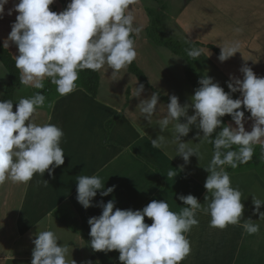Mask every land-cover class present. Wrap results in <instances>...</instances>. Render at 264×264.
<instances>
[{"label": "crops", "instance_id": "0c3cea01", "mask_svg": "<svg viewBox=\"0 0 264 264\" xmlns=\"http://www.w3.org/2000/svg\"><path fill=\"white\" fill-rule=\"evenodd\" d=\"M19 1L0 0V25L11 30V37L0 36V44L21 76L15 89L26 80L28 60H37L36 68L42 70L32 86L50 74L41 45L25 44L29 32H45L40 6L37 0ZM147 2L157 4L156 11L162 12L168 0H124L132 34L130 23L141 31L151 25L146 19L152 9ZM171 19L188 42L205 48L201 55L208 57L218 73L217 82L195 74L201 88L217 91L223 101L242 104L250 112L222 120L221 144L264 147V0H186ZM98 20L105 24L118 20L123 30L111 4L93 17H84L90 32ZM133 36L131 57L136 66L135 51L141 45ZM126 40L118 52L131 72ZM54 46L61 45H50L49 53ZM15 51L26 52L27 58ZM93 53L92 36V57ZM107 56L110 54L104 57L105 64ZM169 59L181 89L192 98L198 112L194 116L177 107L166 88L154 83L160 90L156 87L152 92L149 80L142 84L133 79V72L124 78L133 87L132 91L126 89L129 101H123L121 92L116 103L101 93L97 71L95 96L78 83L53 98L26 175L19 172L14 158L17 147L4 126L0 230L6 227L3 233L9 238L6 249L0 251V262L87 264L92 254L98 264H264L262 171L258 166L241 165L242 159L235 160L239 166L222 164V156L212 150L206 136L210 130L207 122L215 116L214 104L199 95L189 79L193 69L188 59L174 51ZM110 75L107 80L116 79L114 71ZM206 81L213 87L208 89ZM8 82L7 70L5 90ZM3 98L0 95L1 104ZM145 103L157 106L159 113L148 111ZM13 108L11 102L7 120ZM113 118L107 129L106 122ZM21 165L26 166L25 161ZM6 208L10 209L8 215ZM74 221L77 230L70 227V235L64 233L66 225ZM27 235H39L47 242L42 256L12 254L14 241ZM50 241L57 242L56 251L49 252ZM72 249L75 263L67 261L72 259ZM38 257L45 260L35 262Z\"/></svg>", "mask_w": 264, "mask_h": 264}, {"label": "rangeland", "instance_id": "374dc122", "mask_svg": "<svg viewBox=\"0 0 264 264\" xmlns=\"http://www.w3.org/2000/svg\"><path fill=\"white\" fill-rule=\"evenodd\" d=\"M50 1L53 5H55L57 11L59 12L61 10V5L58 0ZM22 2L23 1L20 0L18 3L21 4ZM185 2L186 0H168V2L166 3L167 8L162 12L156 11L155 7H157V4H148L147 2V5L152 8L149 12L147 11L146 14L148 16L146 19H150L151 21V25L149 24V21L147 23L148 25H150L149 29L147 31H141L140 27L135 23H133V25L132 23H130V25L133 34L139 38V45H141V47L136 48L135 51V55L137 57L138 62L136 66H138L140 71L142 72L145 83H147L148 80L151 83L153 88L150 86L149 90L155 91V88L157 86H163L162 89L166 88L168 93L173 94L176 100L177 107H179L180 109L183 108L182 110L187 113L189 112L191 116H194L198 112L193 108L194 105L192 104V98L186 91H184L185 88L181 89V83L174 74L175 68L171 65L173 63L169 59L170 54L173 51L170 46L176 47L177 50L181 52V55L185 56L188 59L189 64L192 62V60L189 61V59L194 58L192 62L193 64H190L193 69L192 76L194 77V79L197 80L195 74L198 73V75L200 74L201 76H204L210 82H217V79L215 77H218V73L214 71L212 65L209 63L210 60L208 59V57H206L205 55H201L200 51H204L205 48H203L202 45L188 42L186 34L178 30L175 23L172 22L171 15H174L176 13L179 14V12L183 9L185 5ZM85 20L88 22V19ZM107 23L108 24L101 23V21L98 20L99 25H91L94 50L92 58L97 68V71L101 75V79L99 81L102 85L101 93H103V95L107 94L108 96L112 97V100L114 102L118 103L117 101L120 99L119 95L122 92L123 101H126V98L127 101H129L130 97H128V93L129 90H133V87L130 82L128 83L127 81H124V78H129V75L127 76V74H131V72L127 71V64L123 62V58L121 57L120 52H118V46L125 45L124 42L126 40V33L122 30L121 24H119L118 20H116L115 23ZM196 24H198V21H196ZM42 29L45 32H43L41 35L37 32H29L25 44L32 45L35 43L34 45H36V43H39V45H41V48H45L47 45L50 44L61 45L58 47L54 46L50 53L48 52L47 47L45 49V52H48L49 55L47 58L48 64L46 71L47 74L48 72L50 74L47 79L44 78L36 80L37 82L34 84V86H32V81L42 75V70L36 68L37 60L27 61V65L25 66L24 71L26 80H24L25 82L21 83L15 89L13 101H11L13 102V106H15V108L12 109L9 119L5 122V125L9 131L8 134H10V137H13L15 147H17V156L14 154L15 161L19 165V172H22L24 175H26V171L24 170L25 168H27L31 160V156L33 152H35V148H37L43 123L48 118L53 98L60 92L65 91L68 86H74L80 83L78 60L77 56L70 47V41L67 40L61 42L58 40L57 35L54 31L48 29L45 26ZM2 35H4L5 38L11 37V30L7 31L2 25H0V36ZM147 37H149V40ZM15 52L23 56L24 58H27L26 52ZM212 52L213 54H216V51H214V49L212 50ZM107 54H110V57L107 56L109 60L105 64L103 61L105 60L104 57ZM17 58L19 59L18 56ZM112 71H114V76H116V79L107 80L111 76L110 72ZM133 76L135 77L133 79H136V81L138 82L140 81V79L136 75H132V77ZM208 81H206V83L208 85L207 88L209 89L213 86H211L212 83H209ZM197 82V85L201 88L199 80H197ZM6 83L7 69L4 65L0 64V95H4ZM140 83L142 82L140 81ZM127 87L129 89L128 92L126 91ZM158 89L160 90V88ZM161 91L166 92L165 90ZM197 92L201 96L208 94L210 96V93L208 92L213 91H207L206 89L203 90L202 93H200L199 91ZM20 95H22V98L20 97ZM208 99L210 100V102H212L211 98ZM160 101L166 107L168 106L166 102H163L162 100ZM23 103L25 105V108L27 107L25 111V108H23L22 105ZM2 104L0 106L1 110L3 108ZM150 104L154 103L151 102ZM150 104L145 103L147 110L159 113L160 109L157 106ZM20 105H22L21 108H23L21 112ZM14 109L16 110L14 111ZM16 120L18 123L13 126ZM23 120H25V123H23ZM222 120L223 118L215 114V116L208 121L209 123L211 121V123L215 125V128L218 132L219 130L221 131L220 124L223 122ZM4 134L5 132L3 133V136ZM236 145L237 146H234L232 144L224 145L226 155L222 156L221 158V162L223 165L230 167L239 166V162L235 160H241L250 153H259L261 157L264 156V152H262L263 154H261L258 148L248 147L244 144ZM22 161H25L26 166L22 167ZM258 169L262 171V174L264 176V164L258 165ZM6 211L8 215L10 209L6 208ZM70 227L71 226L66 225L67 230H65L64 233L70 235ZM1 228L3 229V231L4 229H6V227L4 226ZM3 231L1 232L0 230V251H4L6 249V245L8 243L9 238V234H5L3 233ZM45 244H47V242L39 238V235H27L14 241V243L12 244V248L14 249L12 251V254H34L37 256H42L44 250L47 249ZM49 244L53 246L52 248H49V252L57 250V242L50 241ZM74 253L75 252H73V249L72 251L70 250V257L72 259H67V261H72L74 263L77 261V259L73 258ZM33 260L35 262H40L44 261L45 257H38ZM0 264H24V262L20 260L15 262L3 260L0 262Z\"/></svg>", "mask_w": 264, "mask_h": 264}, {"label": "trees", "instance_id": "16d2710c", "mask_svg": "<svg viewBox=\"0 0 264 264\" xmlns=\"http://www.w3.org/2000/svg\"><path fill=\"white\" fill-rule=\"evenodd\" d=\"M40 6L41 20L45 27L54 31L59 41H70L71 48L78 60V68L80 74V86L90 95L95 96L98 87V72L92 60V34L88 26L84 22V17H93L97 12L107 4H111L118 15L119 21L122 23L123 30L126 33V58L129 61V68L143 84H147L144 81L141 71L133 63L131 57V45L134 40V36L131 33L128 23L124 15V0H58L61 5V10L58 12L55 5L50 0H37ZM52 45V44H50ZM47 45V49L50 47ZM167 46V44H166ZM44 48H40L41 53L45 58H48V52H45ZM169 47V46H168ZM174 52H179L176 47L170 46ZM193 62L194 58L189 59ZM0 61L6 66L9 73V82L7 84L4 98L3 108L1 110L0 117V145L4 133V126L7 120V116L11 108L12 94L15 87L21 82V76L19 69L15 65V62L11 55L0 44ZM191 62V63H192ZM190 63V64H191ZM191 70V69H190ZM189 70V79L193 82L197 90L202 93L203 89L197 85V80L192 76V70ZM208 95H204L206 98H211L215 106V114L219 115L223 119L232 120L238 116L250 115L247 108L235 103H227L223 101L217 91L208 92ZM207 94V93H206ZM213 94V95H211ZM209 96V97H208ZM114 118L106 122L107 129L113 124ZM210 130L206 132L209 144L212 150L220 156H225L226 152L224 145L221 144L218 132L213 123H209ZM261 154L264 152V147L259 149ZM259 154V153H258ZM251 153L245 156L241 165L245 166H258L264 164V156ZM262 158V159H261ZM74 231L77 230V223L74 221L71 224ZM87 264H98L94 255H90L87 259Z\"/></svg>", "mask_w": 264, "mask_h": 264}]
</instances>
